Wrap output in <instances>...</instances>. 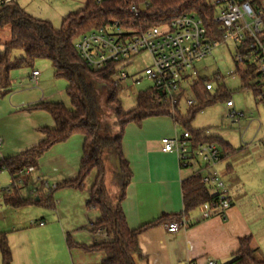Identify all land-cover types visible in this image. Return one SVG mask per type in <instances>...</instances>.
<instances>
[{"label":"crops","instance_id":"obj_1","mask_svg":"<svg viewBox=\"0 0 264 264\" xmlns=\"http://www.w3.org/2000/svg\"><path fill=\"white\" fill-rule=\"evenodd\" d=\"M136 73L128 72V79L136 81L140 77ZM30 75L25 79L21 77L18 87L16 71H11L9 87L3 89L0 86V93L10 92L6 114L0 110V161L15 158L34 148L44 139L42 130L54 128L48 112L28 107L36 103H55V98L63 95V90L65 93L67 84L56 86L55 82H46L39 72L38 88H32ZM179 127L172 118L162 115L144 119L140 124L129 123L124 129L122 154L131 179L120 204L121 210L130 230L152 224L138 236L141 257L135 259V264H205L208 260L229 264L239 250V241L246 237L251 240L250 247L256 258L264 261V164L252 165L250 158L256 155L258 148L238 150L230 146L232 152L227 156L220 151L221 159L213 169L228 191L229 206L223 215L212 214L207 203L185 216L182 214L181 182L195 175L201 165L180 168L174 153L160 151L161 139L181 135L183 129L178 131ZM208 136L214 135L209 133ZM214 137L226 143L223 138ZM83 139L81 135H74L66 142L52 146L38 159L37 170L23 175L35 188L42 186L43 193L51 191L53 200L51 207L26 206L41 209L35 214L30 212L32 217L27 223L22 219L24 207L12 208L4 204L3 192L10 186L11 178L6 171L0 172L9 178L6 187L0 184V233L6 235L11 264L27 262L26 256H21V262L20 246H28L31 251L39 246H55V249L58 246L60 250L64 248L71 259L72 251L81 253L78 262L71 260V264H99L101 261L102 254H86L73 247H89L97 244L96 238L102 240L100 236L103 233L91 231L98 212L86 208L95 172L80 190H54L58 184L77 178ZM234 155L243 156L245 162L241 168L226 163ZM254 175L260 179L258 188L251 180ZM33 193L31 189L30 194ZM40 223L43 225L39 226ZM171 223H178L176 232H168L167 226ZM24 233L27 239L23 238ZM67 240L73 244L72 248L68 247ZM94 254H98L96 260H93Z\"/></svg>","mask_w":264,"mask_h":264},{"label":"trees","instance_id":"obj_2","mask_svg":"<svg viewBox=\"0 0 264 264\" xmlns=\"http://www.w3.org/2000/svg\"><path fill=\"white\" fill-rule=\"evenodd\" d=\"M84 6L75 13H70L62 19L58 29L50 22L38 20L28 15L18 5V0H0V31L9 29V40L3 44L0 54V86L8 88L9 73L21 68L30 67L34 61L45 59L51 63L53 77L64 80L67 84L65 93L70 108L62 103H36L29 106L32 110H44L50 114L54 122L53 129H44V139L34 148L25 151L15 158L0 161V172L6 171L11 184L8 192H3L6 206L22 208L26 206H52V192L43 193L42 186L34 187L29 178L24 177L28 168L37 170L38 159L52 146L64 143L74 135L83 136L82 156L78 175L75 180L64 181L54 190L71 188L80 190L86 179L95 172L94 181L90 187L86 208L98 212V217L91 225L92 233H104L106 239L93 246H73L90 254H102L99 264H135L139 259L138 236L150 225L130 230L121 210V201L125 197L131 173L122 154V137L129 123L140 124L144 119L157 116H168L183 132L190 134L192 147L199 144H215L221 153L228 155L232 148L220 138L204 135L205 129L193 130L190 123L197 112L217 101L226 103L229 94L218 87L216 93L207 91L205 83L210 80L199 78L192 85L196 104L181 115L178 107L173 113L169 103L163 101L160 90L150 87L140 92L135 98V107L124 112L121 107L120 94L122 88L114 84L115 66L109 69L94 71L89 69L76 53L73 42L82 34L94 29L108 26L117 21L124 28L139 31L153 26H162L173 19L188 13H195L203 22L212 38H218V24L213 22L217 9L209 5L208 0H83ZM241 3L251 0H236ZM136 8L135 12L130 7ZM264 41V34L260 37ZM21 50L23 57L18 62L10 60V53ZM242 89L252 93L254 98L258 92L251 82L256 77L252 67L236 70ZM88 79L94 85L87 83ZM97 85V87H95ZM101 89L105 95V107L111 110L116 118V133L111 135L95 120L97 104L96 91ZM108 152L117 163V196L110 198L105 187V165L103 154ZM19 182H21L19 184ZM20 186V187H19ZM31 189L34 190L30 194ZM183 215H187L198 207L217 202V196L201 182L199 174H195L181 182ZM250 238L239 241V250L229 264H264L255 256L250 247ZM68 247L72 248L69 240ZM1 264H11L12 256L6 235L0 233Z\"/></svg>","mask_w":264,"mask_h":264},{"label":"built area","instance_id":"obj_3","mask_svg":"<svg viewBox=\"0 0 264 264\" xmlns=\"http://www.w3.org/2000/svg\"><path fill=\"white\" fill-rule=\"evenodd\" d=\"M209 5L216 7L213 22L218 24L219 37L212 38L202 20L195 13L183 14L162 26H153L139 31L124 28L114 21L108 26L91 30L79 36L73 47L85 65L94 71L109 69L115 66L114 84L129 78L126 69L137 57L146 56L149 64L136 75L142 74L163 94V101L169 103L171 111L180 108L181 103L189 109L196 104L192 85L200 78L195 64L210 56L213 50L226 45L234 48L233 62L236 70L252 67L256 77L251 85L258 90L255 99L264 103V0L237 2L236 0H208ZM134 6L130 7L135 12ZM230 75H234L231 73ZM38 71H32L29 85L38 88ZM221 76L212 77L217 84ZM207 91H213L210 81L205 83ZM226 116L233 124L244 118V113L234 110L232 100L225 103ZM204 135L208 136L206 130ZM190 134L186 131L172 138L160 141L162 153H174L180 168H201L196 172L201 182L217 196V202L209 203L212 214L223 215L229 206L228 191L220 175L214 171L221 153L212 143L192 147ZM0 139V146H1ZM28 168L21 174H29ZM21 182H19L20 184ZM9 190L7 189L6 192ZM43 224L40 223L39 226ZM178 223L167 226L170 233L176 232ZM104 235V233H103ZM106 237H102L103 241ZM194 264V263H190ZM205 264H216L208 260Z\"/></svg>","mask_w":264,"mask_h":264},{"label":"rangeland","instance_id":"obj_4","mask_svg":"<svg viewBox=\"0 0 264 264\" xmlns=\"http://www.w3.org/2000/svg\"><path fill=\"white\" fill-rule=\"evenodd\" d=\"M18 5L23 9L28 15L42 21H48L51 23L53 28L58 29L61 26L62 19L70 13H75L83 8V0H18ZM9 40V29L4 28L0 31V54L3 53V44L7 43ZM76 40V39H75ZM234 48L232 46L222 45L215 48L210 56L204 60L195 64V69L198 72L200 78H205L210 80L213 86V92L216 93L218 87L223 89L229 94L232 100L234 110L244 113V118L238 124H233L230 119L226 116L227 108H225V103L223 101H217L211 106L205 107L201 112H197L194 119L190 123V128L193 130H207L210 135L219 136L226 140V143L233 148L240 150L249 149L250 147H257L258 152L253 157L251 164H257L260 166L264 164V103H259L252 93L248 90L242 89L241 81L238 75L235 73V64L233 62ZM23 56L21 50H14L10 53V60L13 62H18L20 57ZM149 64L146 56L137 58L129 67L127 72L131 74L138 71H142ZM38 70L42 74V79L46 82H55L56 86L58 84H64L65 81L54 79L53 69L51 63L45 59H39L33 62L30 67L22 66L21 68L14 69L16 71L18 78L16 79V84L19 87L21 77H26V75L31 74L32 70ZM234 73V75H230ZM219 74L222 78L217 84L213 81L212 77ZM130 78V77H129ZM87 83L94 85L88 79L85 80ZM122 92L120 94L121 107L124 112H128L135 107V98L138 93L146 91L152 84L147 80L142 74L136 81H130V79L125 80L120 83ZM17 87V88H18ZM97 87V85H95ZM16 90L13 88V91ZM63 95L55 98V103H62L66 108H70L69 100L62 91ZM97 93V104L94 112L95 120L108 131L111 135L116 133V118L114 113L105 107L106 95L101 90L98 89ZM10 92L0 93V110L6 111L7 105L6 100L9 98ZM179 112L184 115L187 108L181 106ZM3 112V113H4ZM6 112L4 113V115ZM178 131H182V128H178ZM247 146V147H246ZM103 162L106 170V190L110 193V198L115 199L117 196V169L115 165L114 157L108 152L103 154ZM243 156L234 155L229 158L226 163H230L234 167L241 168L244 164ZM254 175L251 180H253L254 187L258 188L260 185V179L256 178ZM7 174L0 173V184L5 186L8 181ZM6 187V186H5ZM41 209L37 207L25 208L23 209L22 219L26 223L30 221V212L39 211ZM29 213L28 216H26ZM28 225V224H27ZM28 227V226H27ZM35 227V226H34ZM37 227V226H36ZM23 238L27 234H22ZM104 235L100 236L102 239ZM96 243L101 241L96 238ZM84 253V252H83ZM91 253H94L91 252ZM21 262L23 263V258L21 256H26L25 264H71L72 262H78V256L81 253L72 251L71 255L73 259L69 258L66 254L64 248L60 250L58 246H39L34 251L29 250L28 246H20L19 250ZM89 254V253H88ZM93 260L98 258V254H94ZM88 258V257H87ZM1 264V256H0Z\"/></svg>","mask_w":264,"mask_h":264},{"label":"water","instance_id":"obj_5","mask_svg":"<svg viewBox=\"0 0 264 264\" xmlns=\"http://www.w3.org/2000/svg\"><path fill=\"white\" fill-rule=\"evenodd\" d=\"M116 166H117V163H116ZM117 169H118V167H117Z\"/></svg>","mask_w":264,"mask_h":264}]
</instances>
